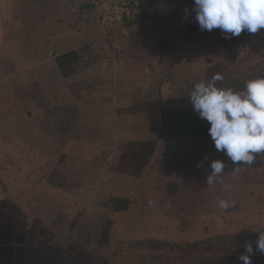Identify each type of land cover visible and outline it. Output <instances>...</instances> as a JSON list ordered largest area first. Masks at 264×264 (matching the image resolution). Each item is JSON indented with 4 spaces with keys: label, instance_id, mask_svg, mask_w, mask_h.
Segmentation results:
<instances>
[{
    "label": "rangeland",
    "instance_id": "obj_1",
    "mask_svg": "<svg viewBox=\"0 0 264 264\" xmlns=\"http://www.w3.org/2000/svg\"><path fill=\"white\" fill-rule=\"evenodd\" d=\"M94 1L11 2L27 48L0 76V264H243L247 243L264 264V154L233 174L223 152L161 132L157 105L215 73L243 90L264 76V29L202 31L193 0L102 24ZM147 141L160 150L137 175ZM213 160L226 166L208 185Z\"/></svg>",
    "mask_w": 264,
    "mask_h": 264
},
{
    "label": "clouds",
    "instance_id": "obj_2",
    "mask_svg": "<svg viewBox=\"0 0 264 264\" xmlns=\"http://www.w3.org/2000/svg\"><path fill=\"white\" fill-rule=\"evenodd\" d=\"M193 3L195 19L202 31L219 29L225 39H231L243 31L254 34L264 29V0H193ZM223 79L216 73L210 81L201 80L193 86L189 99L193 112L210 124L208 132L214 147L235 165L232 170L235 174L264 154V76L247 80L243 91L218 87L217 82ZM225 166L221 160H213L206 184L215 183ZM224 187L230 191L232 185ZM232 206L227 200H219V207L225 211ZM245 247L246 254L240 255L239 260L251 264L253 246L247 243ZM256 251L264 254V232H259Z\"/></svg>",
    "mask_w": 264,
    "mask_h": 264
},
{
    "label": "trees",
    "instance_id": "obj_3",
    "mask_svg": "<svg viewBox=\"0 0 264 264\" xmlns=\"http://www.w3.org/2000/svg\"><path fill=\"white\" fill-rule=\"evenodd\" d=\"M74 53V52H73ZM73 53L70 52L62 58V62L60 61V66L63 68L64 63L68 62L69 59L73 56ZM163 54L164 51L162 50L160 52L159 56V63L163 60ZM217 67V64L212 66L213 69ZM154 70V69H153ZM216 74V73H215ZM224 78V77H223ZM223 79V81H218L217 86L223 87V88H232L235 91H243V89H237L236 86H234V83L227 84ZM237 84V83H235ZM190 90L185 91L184 94L179 95L177 97H172V99L168 100L164 98H160L158 100V108L160 109V116H161V124L160 127L165 131H168L171 134V137L173 138H180V141L187 146V145H193V143L203 145L206 144L210 149L215 148L214 142L212 141L208 129L210 128V124L207 121H203L199 119L198 114L193 112L192 105L189 99ZM167 129V130H166ZM174 133V134H172ZM163 139V136L161 137ZM195 139V140H194ZM193 140V142H191ZM178 141H176L177 143ZM149 146L152 145V148L148 150L147 154L145 153V158L142 166L138 168V170L135 172L137 175H140L143 171V166L147 163L148 158H152L157 153H159L160 149H157V142L153 144V142L147 141L145 142ZM192 143V144H191ZM132 148H138L139 147V141H135L132 144ZM185 151H189V149H183ZM185 159V158H184ZM195 159V158H194ZM119 209L120 207H116ZM253 239L255 238L254 242L257 241V236L253 235ZM149 240H145L144 242L147 243ZM162 243L157 239H150V249L152 250H159L161 248Z\"/></svg>",
    "mask_w": 264,
    "mask_h": 264
},
{
    "label": "crops",
    "instance_id": "obj_4",
    "mask_svg": "<svg viewBox=\"0 0 264 264\" xmlns=\"http://www.w3.org/2000/svg\"><path fill=\"white\" fill-rule=\"evenodd\" d=\"M11 2L12 0H0V76L3 77L4 81L9 78L7 72L13 68V65H16L14 63H16L17 57L12 59V56L14 54L20 55L21 52L25 53L26 51L22 50L27 48V43H21L27 36L23 20L20 17H17L16 20V16H13L15 13L11 14ZM12 16L14 19H12ZM51 19L56 20V16L51 15ZM25 70H27V67Z\"/></svg>",
    "mask_w": 264,
    "mask_h": 264
},
{
    "label": "built area",
    "instance_id": "obj_5",
    "mask_svg": "<svg viewBox=\"0 0 264 264\" xmlns=\"http://www.w3.org/2000/svg\"><path fill=\"white\" fill-rule=\"evenodd\" d=\"M92 7L102 24L114 25L137 19L141 9V0H95Z\"/></svg>",
    "mask_w": 264,
    "mask_h": 264
}]
</instances>
